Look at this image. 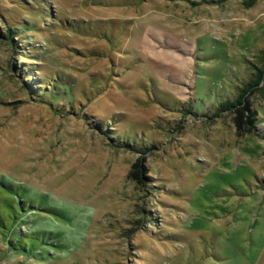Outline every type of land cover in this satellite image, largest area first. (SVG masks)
I'll use <instances>...</instances> for the list:
<instances>
[{
    "label": "rangeland",
    "instance_id": "374dc122",
    "mask_svg": "<svg viewBox=\"0 0 264 264\" xmlns=\"http://www.w3.org/2000/svg\"><path fill=\"white\" fill-rule=\"evenodd\" d=\"M263 47L264 0H0V264H264Z\"/></svg>",
    "mask_w": 264,
    "mask_h": 264
},
{
    "label": "trees",
    "instance_id": "16d2710c",
    "mask_svg": "<svg viewBox=\"0 0 264 264\" xmlns=\"http://www.w3.org/2000/svg\"><path fill=\"white\" fill-rule=\"evenodd\" d=\"M255 1L256 0H243V4L249 7L252 6ZM260 60V66L256 64L252 65V77L239 88L237 96L233 100L221 103L219 106L218 113L233 114V121L238 136L257 132V110L253 107L249 97L253 94L264 95V47L260 52ZM143 161L142 155L137 156L132 164V172L143 175Z\"/></svg>",
    "mask_w": 264,
    "mask_h": 264
}]
</instances>
